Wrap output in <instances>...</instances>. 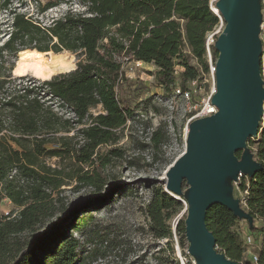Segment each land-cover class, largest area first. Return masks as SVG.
<instances>
[{
  "label": "trees",
  "instance_id": "1",
  "mask_svg": "<svg viewBox=\"0 0 264 264\" xmlns=\"http://www.w3.org/2000/svg\"><path fill=\"white\" fill-rule=\"evenodd\" d=\"M15 1L0 0V204L7 199L13 207L8 214L0 213V264H79L85 250L64 227L43 239L30 233L52 213V195L67 180L94 192L108 181V155L99 149L115 143L117 131L133 117L130 100L122 93L129 83L124 65H153L166 96L176 85L200 81L208 70L206 37L219 17L211 0H76L82 10L68 8L43 24L18 11ZM59 2L40 3L39 11ZM261 4L264 12V0ZM3 12L9 14L6 21ZM209 47L215 61L213 44ZM25 49L69 51L78 61L72 70L45 80L15 76L18 52ZM261 73L264 78V53ZM95 108L99 110L92 112ZM167 135L162 126L153 130L152 146L157 149ZM249 146L263 168L251 178L241 176L234 189L242 193L239 199L254 222L261 223L248 229L262 233L254 264H264V115L261 131ZM44 157L57 158L58 165L50 166ZM181 206L162 188L153 190L146 214L154 237L171 239L168 221ZM92 219L77 220L71 231L84 232ZM183 220L176 225L181 239ZM237 221L221 205L210 207L205 218L221 252L239 264H253L244 259L243 243L234 230Z\"/></svg>",
  "mask_w": 264,
  "mask_h": 264
},
{
  "label": "rangeland",
  "instance_id": "2",
  "mask_svg": "<svg viewBox=\"0 0 264 264\" xmlns=\"http://www.w3.org/2000/svg\"><path fill=\"white\" fill-rule=\"evenodd\" d=\"M46 1L19 0L14 2V6L18 11L38 19L43 24H48L68 8L83 9L76 0H62L41 13L38 5L40 3L43 5ZM213 1L211 8H214ZM1 18L6 21L9 14L3 12ZM220 26L219 18V24L214 32L219 30ZM208 38L206 37V40ZM61 54L73 60L75 68L78 56L69 51H62ZM205 58L212 62L210 50L209 53L206 51ZM191 63L196 64V61L191 59ZM155 71L153 65L143 62H129L124 65V74L130 85L126 84L122 93L130 100L133 117L117 131L118 140L115 143L99 149V153L107 154L109 159L104 169L108 176L106 184L99 192H94L90 186L79 184L74 179L67 180L66 185L52 195V213L30 233L35 237L46 238L64 227L65 234L70 233L79 239L85 250L79 264L191 262L186 252L187 243L176 231L178 221L185 217L183 201H180L182 206L168 221L172 230L171 239L156 238L149 231L150 220L146 214V205L154 189L162 188L165 191V172L184 150L183 115L186 106L181 99L164 95V88L156 81ZM24 75L32 79L45 80L30 73ZM204 83L208 84L210 89L211 77H206ZM98 110L99 108H95L92 112ZM159 126H162L168 135L155 149L150 142V136ZM44 161L50 166L58 165L57 158L44 157ZM234 194L238 198L242 196L237 188L234 189ZM99 198L100 203H92ZM12 209V204L7 199L1 202L0 213L6 214ZM87 216H92L93 219L84 232L71 231V225ZM254 225L260 226L261 223L255 221ZM234 230L243 243L244 259H248L251 252H258L262 237L260 231L251 232L245 220L237 221ZM247 237L250 242H243Z\"/></svg>",
  "mask_w": 264,
  "mask_h": 264
},
{
  "label": "water",
  "instance_id": "3",
  "mask_svg": "<svg viewBox=\"0 0 264 264\" xmlns=\"http://www.w3.org/2000/svg\"><path fill=\"white\" fill-rule=\"evenodd\" d=\"M261 3L214 0L212 11L221 20L213 41L216 91L211 102L217 111L189 123L184 150L165 172V192L184 203L188 264H239L218 249L206 226V213L213 205L254 225L234 185L241 176L251 178L263 168L249 146L261 131L264 115Z\"/></svg>",
  "mask_w": 264,
  "mask_h": 264
},
{
  "label": "built area",
  "instance_id": "4",
  "mask_svg": "<svg viewBox=\"0 0 264 264\" xmlns=\"http://www.w3.org/2000/svg\"><path fill=\"white\" fill-rule=\"evenodd\" d=\"M212 2V0H211ZM212 9V8H211ZM221 29V26L219 30ZM219 30L214 32V30L208 33L206 40V51L209 53L210 44H213V38L218 34ZM210 34V35H209ZM210 39V41H209ZM212 42V43H211ZM208 62V70L206 73L202 74L200 81L193 80L186 83L185 87L176 85L173 89L171 97L179 98L186 105L184 109V127H183V143L185 136L188 131V125L191 121L197 118H202L211 115L217 111V108L212 104V97L216 91L215 89V61ZM210 76L212 80L211 88L209 89L208 84L204 83L206 77ZM209 89V90H208ZM9 213V212H8ZM6 213V214H8ZM243 242H250L249 237ZM253 264L257 261V253H250L248 258Z\"/></svg>",
  "mask_w": 264,
  "mask_h": 264
},
{
  "label": "bare ground",
  "instance_id": "5",
  "mask_svg": "<svg viewBox=\"0 0 264 264\" xmlns=\"http://www.w3.org/2000/svg\"><path fill=\"white\" fill-rule=\"evenodd\" d=\"M73 66V60L61 53L25 49L18 52L12 72L16 76L30 73L37 78L46 79L55 72L68 71Z\"/></svg>",
  "mask_w": 264,
  "mask_h": 264
},
{
  "label": "crops",
  "instance_id": "6",
  "mask_svg": "<svg viewBox=\"0 0 264 264\" xmlns=\"http://www.w3.org/2000/svg\"><path fill=\"white\" fill-rule=\"evenodd\" d=\"M70 70H71V69H70ZM54 74H55V73H54ZM19 76H20V75H19ZM51 76H52V75H51ZM51 76H50V77H51ZM48 79H49V78H48Z\"/></svg>",
  "mask_w": 264,
  "mask_h": 264
}]
</instances>
